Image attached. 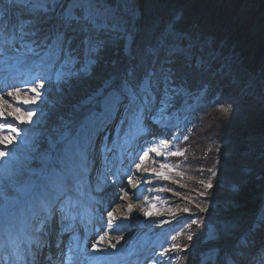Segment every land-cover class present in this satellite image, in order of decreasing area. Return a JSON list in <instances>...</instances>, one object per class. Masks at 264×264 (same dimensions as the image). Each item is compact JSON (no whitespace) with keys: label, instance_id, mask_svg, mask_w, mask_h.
<instances>
[{"label":"snow or ice","instance_id":"1","mask_svg":"<svg viewBox=\"0 0 264 264\" xmlns=\"http://www.w3.org/2000/svg\"><path fill=\"white\" fill-rule=\"evenodd\" d=\"M131 3L132 0H0V55L2 46L10 43L17 51L40 56L48 66L58 65L57 77L67 79L88 71L97 63L99 52L109 44H117L123 52L122 61L116 63L115 74L105 82V89L93 98L99 115L96 111L89 113L83 127L89 129L96 124L106 127L108 120L117 118L121 126L131 121L143 122L145 114L157 105L158 112H166L170 107L168 101L184 91L177 81L207 71L211 54H206L204 43L172 25L130 27L125 13ZM32 115L29 111V118ZM16 119L23 122L20 116ZM4 141L10 142V138L4 137ZM66 141L60 132L49 152L33 157L38 159V167L22 165L13 172L0 174V203L10 207L16 202L7 194V181L17 193L29 197L33 207L40 209L21 257L23 264H38L41 250L54 232L57 205L61 230L67 231L70 227L68 222L75 205L66 195L67 184L77 177L91 145L88 137L82 135L61 154V145ZM101 149L106 150V146L101 145ZM5 155L0 152V158ZM172 155L180 153L173 151ZM245 178L242 169L240 177L229 182L231 194L241 189ZM205 187L213 189L214 185L208 182ZM196 207L200 212L208 211L199 204ZM230 207L226 199L220 218L206 226L205 240L209 248L201 264H240L251 246L255 225L245 227L235 222L230 216ZM183 211L188 213L189 209ZM259 222L264 224V217ZM191 224H198V218L192 219Z\"/></svg>","mask_w":264,"mask_h":264},{"label":"rangeland","instance_id":"2","mask_svg":"<svg viewBox=\"0 0 264 264\" xmlns=\"http://www.w3.org/2000/svg\"><path fill=\"white\" fill-rule=\"evenodd\" d=\"M260 15L261 13L258 12L257 17ZM179 17L180 16H177V18ZM205 45L206 54H211V60L208 65L207 71L200 73L199 78L195 79L196 82L194 81V79L190 80L191 82H194L193 84H196L195 89H191V91L189 92L186 90V88H183L184 91L179 96L174 97V100L176 99L178 102L177 107H175L169 114H167L166 112L162 113L158 111L157 113H152L159 119L166 118L167 124L165 123L164 125L170 127V132L166 134L167 140L165 139L166 141H163V146H158L154 149V153L159 154L158 157H160V159L158 162L163 169L161 170L153 167L152 173L156 179L163 180V183L161 182L157 184L153 183V181L150 182V187L154 189L150 192L154 201L140 208L142 210L140 212L141 217H139V221H141V223H144L143 220L145 219H158L160 217H163L164 220L156 224L151 231L157 228L166 226L169 227V229L164 233V236H162L163 239L167 238L165 246L168 250V257L167 259H164L165 264H178V254H176V250L178 248L177 237L184 230L187 235L192 236V240L189 241V236L186 235L187 238L183 240V243L185 240H187L186 243L189 247H192V245L194 246L192 249H190L191 254L189 255V259L187 262L191 261V264H194L196 259H200L202 261L203 254L209 248V244L205 240L207 232L206 226L210 225L209 221H207L208 223L202 221L204 223H202L201 227L199 228L193 224L189 226L190 223H188L187 227L185 228L184 225H176L177 211L180 209V207L184 210L185 205L188 206L191 202L193 203L204 200L202 195H198L195 191L191 190L193 187L190 186L187 178H183L182 175L188 173L187 175L193 176V173L196 174L199 179L198 183H196L194 187L197 188L198 191H211L212 189H206L205 187L208 182H211L213 183L215 190L220 189L223 192L226 190V185H229V182L231 179H233L234 175H237L240 172L238 168L235 169L231 167H233V165L235 164L237 166L240 163H243L245 165L248 161H254L253 155L248 156V153H250L252 150L248 149L251 147H249L248 145L252 144L245 145L247 149L242 146V149H238L239 152L237 151L234 153V151L231 149V143L227 142L225 143V145H222V143H224V137L221 136V140H218L216 139V134H214L210 137L211 141L208 144L206 143L204 144V146L203 144L200 146L201 150L205 151V154L207 155V158L210 161L209 163H211L212 167L209 171L205 170L207 172V175L203 176V173L205 172L204 166L206 169V162H202V165L197 168L198 170L196 169V164L193 162V159H196L197 154L195 152L196 146L192 148L190 145L189 147L185 148L184 145L181 144L182 129L185 128L187 130L185 124H187L189 120L194 118L195 113L198 110L202 108L206 109L209 106L216 104L218 102L217 99L219 96L231 98L228 107L230 108L232 106H235L239 112L243 111L244 113H248L252 110V108L248 110V108L244 106L247 103L254 102L255 104H258V106H261L263 105L264 101L260 98V94L262 93L256 91L257 94H254L255 92L253 91L256 88V79L248 72H246V69L245 67H243L241 61L238 62V60L231 55L222 56L220 53L211 51L209 48L210 44L207 43ZM117 47L115 48V50L121 51L123 55L121 48ZM2 50L3 54L0 55V66L9 64V62L14 57H16L19 52L22 51L15 50L10 43L2 46ZM24 52L23 55H25V57L29 59L33 56H36L27 54L26 52L25 54ZM39 58L41 61V57ZM111 63L112 61L110 62V64ZM110 66H114V63H112ZM58 67V65L52 67L51 75H49L50 77H45L46 74L42 73L43 75L41 77L44 79L38 80L37 83H35V87H30V89H28L27 91L12 92L8 94L9 96L5 95L3 101L0 100V121L2 120V122H0V152L6 153L3 158H0V174L13 172L17 169H20L22 165H30L35 168L36 164L38 165V159H33V157H38L39 155L45 152H49L50 150V148L47 150L45 148H42L43 146L41 145L43 144V140L46 139L47 145L51 147L52 141L54 140L53 136H58L60 131L63 130H66V132L69 131L68 128L71 127L69 119L71 116L72 120L76 122L80 117L88 115L85 110L88 105H94V108L96 109L95 111H97V106L95 105L93 98L98 93L102 92L103 89H105L106 81L104 80L106 77L95 79V71L93 70L96 68V65L93 64L92 66H90L88 71L79 73L78 75L67 79L57 77L56 69ZM36 73H38L37 76H39L40 73L38 69H36L35 75ZM35 75L33 77L36 79ZM183 80L187 81V79ZM213 89H216L214 95ZM96 91L98 92L95 93ZM245 94H248L249 96L252 95V100H246L244 98L246 97ZM209 95L214 98L212 99ZM25 100H28L29 103H23V101ZM72 100H77L80 102V104L75 101V103L77 102L78 104L74 108L70 109V102ZM33 101L35 102L33 103ZM158 107L159 105L154 107L153 111H156ZM1 111L4 116H2ZM29 111L33 112V115L30 118L28 116ZM17 116H20L23 122L18 121L16 119ZM60 117L61 119H58ZM50 119L51 121L55 119L53 124H55V122L58 124L54 127L53 130H51V126H45V123L47 121H50ZM107 125H109V123H107L106 126ZM13 128H15L17 131H12ZM45 128H48L49 131L51 130V133L45 134V131H43V129ZM127 131L128 128L126 129V132ZM17 132H19V135H17ZM199 132L201 133L202 130H198L196 132V135ZM116 133L117 138L115 137V139L108 144V151L111 149V146L113 144H116L117 142L118 147L122 145V143L119 142L120 139L122 140V137H118V135H120V129H118ZM187 133H191V131L188 130ZM82 135H86L89 142V140L91 139V133L86 134L82 128L78 133L76 139H78ZM196 135L195 137L199 136V134L197 136ZM4 137H9L10 142L4 141ZM256 140V144L258 145L260 139L257 138ZM90 141L94 143L93 140ZM173 151L180 153V155L176 156V159L171 156ZM107 158L108 157H106V159ZM170 159H174L176 161L172 163ZM4 161H7V163H4ZM158 173H162L163 175H157ZM213 173H218V175L214 176ZM165 177H167V179H165ZM225 177L229 179L225 180ZM219 179L223 180V186H216V180L218 181ZM5 187L7 189H13L12 185L7 181H5ZM20 197L21 199L17 203V207L25 205L27 199L29 198L27 196H24L23 194H20ZM212 200L213 199H211V201ZM127 202L128 200H125V198L121 197V202L119 199L115 202L114 206L118 208L120 204H123V207L125 208L132 207V205L128 204ZM121 209L118 210V216H120L121 214ZM190 212L192 211H189L188 213ZM146 213H150V215H146ZM262 217H264V212L259 215L258 221H260ZM165 224L167 225L164 226ZM192 226L197 227V233L195 236L194 233L190 234V232H192ZM261 232L262 233L256 241V243L259 245V248H262L259 243H264V230H262ZM106 238L108 239L109 236H106ZM174 245L177 247H173ZM108 246L111 247L113 245L107 242L106 247ZM171 250L173 254L170 253ZM195 253H198L199 255H196ZM248 255L249 253L245 256L247 259L249 258ZM251 257L254 256L251 255Z\"/></svg>","mask_w":264,"mask_h":264},{"label":"trees","instance_id":"3","mask_svg":"<svg viewBox=\"0 0 264 264\" xmlns=\"http://www.w3.org/2000/svg\"><path fill=\"white\" fill-rule=\"evenodd\" d=\"M168 1L134 0L135 3H133L132 0L134 6L132 4L130 6L133 11L125 13L129 26L139 28L146 24L158 25L160 27L172 25L176 30L198 38L204 44H210L209 48L211 51L220 53L222 56H233L238 62H242L246 72L255 77L256 88L253 92H255L254 94H257L256 91L262 93L260 94V98L264 100V0H174L170 5H167ZM145 3L148 6L141 5ZM179 4L182 6L191 4L193 11H190L189 14L184 13L179 19L175 20V16L177 15L175 14V8ZM258 12L261 15L257 17ZM195 13L198 14L193 19ZM199 14L201 15L200 18L198 17ZM117 46V44H109L106 49L97 54L98 61L96 68L93 70L95 71V79L106 77L105 79L108 80L115 74V65L118 61H122L123 56L121 51L115 50ZM118 48L120 47L118 46ZM111 61L114 63V66H110L112 64H110ZM198 78L199 74L189 77V79L186 78L187 87L190 86V89H195L196 84H193L194 82L190 80L194 79L195 81ZM213 91L214 95L216 89H213ZM245 96L246 100H252V95L245 94ZM230 99L219 96L216 104L201 111L197 119L189 125L188 130L191 131L187 136L188 140L190 139L189 145L192 148L196 146L195 152L197 153L196 159L193 162L196 164V169L202 165V162H206V169L204 166V171L211 170V163H209L210 161L205 151H202L200 146L208 144L211 141L210 137L214 134H216V139L218 140H221V136L224 137L222 145H225L227 142L231 143V149L234 153L238 149H242V146L245 147V145L252 144L248 145L249 147L251 146L248 149H252L251 154L248 153V156L253 155L254 161H248L245 165L240 163L238 164L239 167L236 164L231 167L238 168L240 174H235L230 181L238 179L242 169L246 177L241 189L236 194L230 193L229 185H226V190L223 192L220 189L215 190V188L209 192L198 191L194 187L198 183V176L193 173V176L187 179L190 186L193 187L192 191H195L198 195L204 193V200L193 203L188 202L189 205H185L184 207V209L187 208L189 211H192L189 213L192 218H198V224L195 225L198 228L204 222L209 221L210 224H214L220 218V209L226 199L231 205V218L242 226L252 225L253 220L258 214L259 207L264 202V101L261 106H258L254 102L247 103L244 106L248 110L250 108L252 110L244 113L243 111L239 112L235 106L229 108ZM75 101L77 100L70 102V109L79 103V101H77L78 103H75ZM223 108H227V111ZM198 130H202L201 133H197L199 136L196 135ZM257 138L260 139L258 145L256 144ZM245 148L247 149V147ZM206 171L204 172L205 174L203 173V176L207 175ZM226 177L225 180L229 179ZM220 185L223 186V180H216V186L219 187ZM211 199L213 200L211 201ZM197 204L207 208L208 211L200 212L196 207ZM180 210H182L181 207ZM197 227L192 226L190 234L194 233L195 236ZM261 229L264 230L263 228L259 230ZM261 231L255 232L254 239L260 236ZM256 240L254 241L256 242ZM183 246L187 249L194 247L193 245L189 247L187 243H183ZM188 259L189 256L186 258V261ZM186 261L185 264L191 263V261Z\"/></svg>","mask_w":264,"mask_h":264},{"label":"bare ground","instance_id":"4","mask_svg":"<svg viewBox=\"0 0 264 264\" xmlns=\"http://www.w3.org/2000/svg\"><path fill=\"white\" fill-rule=\"evenodd\" d=\"M172 1L174 0H169L167 5H170ZM133 3H135L134 0ZM132 5L134 6V4ZM141 5L145 7L148 6V4L146 3ZM191 7H192L191 4H187L183 6L179 4V6L175 8V14H177L175 16L176 17L175 20L179 19L177 18V16L181 17L184 13L189 14L190 11H193ZM128 11H133L130 5ZM197 14L198 13H195V15H193L195 16L193 17V19L196 18ZM198 17L200 18L201 15L199 14ZM38 65L39 67H43L44 69L39 68ZM30 66H32L34 69H38V71H41L43 74H46V76L51 75L52 67L48 66L42 60L36 62L35 65L31 63ZM189 87H186V90L190 92L191 89ZM24 88H22V91H27L28 88L25 89ZM97 92L98 91H96L95 93ZM2 96L3 94L0 92L1 101H3L4 99L2 98ZM152 113L153 114L157 113V110L153 111L152 109L151 112L146 113L143 122L131 121L130 123L121 126L119 125V121H118L119 119L117 118L116 120H108L107 123H109V125H107L106 127L97 124L96 126L95 125L90 126L88 130L90 131L91 134H93L92 140L95 141V144L98 143V146L105 145L106 149L108 148V144L111 143L112 140H114L115 137L117 136L116 131L118 129L126 130L128 128L129 130L138 133V135H135L134 137L133 135H131V137L129 138V143H131V145L128 144V147L125 149V151L116 150V152H118V154L122 156L121 158L122 161L121 163H119L120 171L118 173L117 186L118 187L122 186L120 189L122 195L120 196L125 198V200H128L127 203L131 204L132 207L124 208L123 204H120L118 206L119 209L122 208L121 210L125 211L126 213L125 218L128 220L125 222L126 225L124 230H113L111 240L114 245H121L124 241H129L136 239L138 237H143L145 241L144 246L138 247L136 251L140 255H144V253L150 254L154 249H159L160 247L161 252L160 250H158V252L154 253L155 256L152 255L151 257H154L153 263L161 264L160 260L164 256V250L166 249L165 244L167 240V238L163 239L162 236H164V233L169 229V227L166 226L167 224H165L164 226L166 227L157 228L151 231L156 224L164 220L163 217H160L158 219L157 218L154 219L150 218L147 220L145 219L143 220L144 223H141V221H139V217H141L140 212L142 210L140 208L154 201L150 193L151 191H149V189H152L150 187V182L153 181V183H157V184L161 182L163 183V180L156 179L152 173L153 167L161 170L163 169L161 168L160 163L158 162L160 157H158L157 153H154V149L155 147L163 146V141L167 138L166 134L170 132V127L164 125L165 123L167 124V120L159 119L158 117L154 116ZM86 116H82L78 119V126L80 128H84L83 124ZM105 137H107V139H105ZM153 141H155V144L152 146V144L149 142H153ZM98 146L95 147L94 145V148L99 149L100 146L99 147ZM118 150L120 149L118 148ZM89 151L86 153L85 168H89L90 171L94 172L96 167L95 165L92 164L93 162L100 166V171H105L106 166L104 165L100 157V151L99 152L94 150L93 151L89 150ZM145 153H147V156H145ZM171 156L174 159H176V156L173 155ZM123 168L125 171L123 170ZM84 176H87V174ZM125 176L126 179L123 180L124 182L122 181V183H125L123 186L121 185V183H119V181H121ZM81 180H84V178L83 179L81 178ZM118 198L120 197L118 196ZM114 208L112 209V211L113 213H116ZM113 213L112 216L116 218V216L113 215ZM115 220L116 219L111 221L114 222ZM257 221L255 219L253 220V222L256 223V225L254 227L255 231H253L252 234V244L248 249H246L242 259L240 260V264H250L251 259H256L259 254H260L259 259L257 262L260 264H264V243L262 242L259 243L260 246L262 247L259 248V245L254 241L255 239L259 238L256 237L254 239L255 232L257 233L261 231L259 230L260 229L259 221L258 222ZM131 230H133L134 232H132ZM248 253H249L248 255L249 258L247 259L245 256ZM251 255L254 257H251Z\"/></svg>","mask_w":264,"mask_h":264}]
</instances>
